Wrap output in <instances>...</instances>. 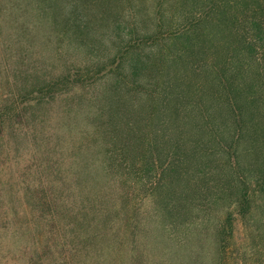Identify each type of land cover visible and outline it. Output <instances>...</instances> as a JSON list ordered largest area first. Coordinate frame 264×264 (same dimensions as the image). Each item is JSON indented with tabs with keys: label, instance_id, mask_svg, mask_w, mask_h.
Segmentation results:
<instances>
[{
	"label": "trees",
	"instance_id": "16d2710c",
	"mask_svg": "<svg viewBox=\"0 0 264 264\" xmlns=\"http://www.w3.org/2000/svg\"><path fill=\"white\" fill-rule=\"evenodd\" d=\"M8 1L0 264H264V0Z\"/></svg>",
	"mask_w": 264,
	"mask_h": 264
},
{
	"label": "rangeland",
	"instance_id": "374dc122",
	"mask_svg": "<svg viewBox=\"0 0 264 264\" xmlns=\"http://www.w3.org/2000/svg\"><path fill=\"white\" fill-rule=\"evenodd\" d=\"M3 6L5 8L4 10V18H10L11 16H13L10 12H9V6H10V2L8 0H0V7ZM15 25V23L13 22V24L7 23L5 22V24L2 26L3 27V31H9L11 26ZM243 234V230L241 227V223L239 220L236 221V229H235V235L236 238L238 236H241Z\"/></svg>",
	"mask_w": 264,
	"mask_h": 264
}]
</instances>
